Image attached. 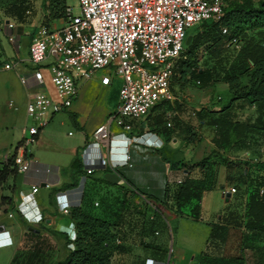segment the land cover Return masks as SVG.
Instances as JSON below:
<instances>
[{"label":"crops","instance_id":"1","mask_svg":"<svg viewBox=\"0 0 264 264\" xmlns=\"http://www.w3.org/2000/svg\"><path fill=\"white\" fill-rule=\"evenodd\" d=\"M11 3L13 0L0 4V11ZM27 12L26 9L22 19H17L9 12L5 15L0 13L3 21L9 20L14 23L12 32L18 34V46L15 47L7 40L5 35L7 29L0 22V133L4 132V138L0 135V163L8 157L11 149L15 148L14 145L20 139L22 122H25V102L36 89L31 73L40 67L32 64L27 57L28 43L33 30L40 24V16L38 13L31 16L26 14ZM61 23L62 18H55L49 22V26H58ZM8 59L13 61L12 67L1 68V63ZM40 68L38 69L43 73L46 81L45 89L51 93L52 88H49L46 69ZM19 74L26 76L24 83L20 82ZM103 74V72L95 71L79 82L76 97L71 104L53 113L50 117L51 122L38 131L35 147L31 150L32 160L29 168L24 172L15 171L13 175H8L0 186V225H2L0 264H53L65 257L67 253L65 237L72 239L75 230L68 214L57 208L55 192L62 190L61 184L70 180L68 165L73 155L77 153L82 159L81 149L89 140L92 129L116 107L117 91L111 95L113 77L107 83H101L100 77ZM174 75L175 73L172 72L169 79L173 98L157 101L144 116L132 122L130 130L124 132L129 142L123 144L113 140L99 148L103 162L108 159L110 163H107V169H103L104 165L103 168H96L88 174V192H94L102 186L95 192L99 193L98 197L101 196L99 200H95L93 194L90 196L92 203L97 202L96 205L93 204L95 208L100 200L102 204L111 201L110 196L104 191L114 187L101 179L131 188L136 191V196L147 201H156L154 197L162 195L165 183L171 187L184 176L185 169L170 167L169 162L163 160L155 148L164 147L174 150L181 140L179 126L188 124L186 120L188 117L191 119L195 114H202L205 117L206 109H218L223 103H215L214 99L208 97L206 88H210L209 85L204 86L206 88L203 87L204 94L200 98H194L189 92L188 82L184 83L183 78L176 79ZM170 81L177 82L176 86L172 87ZM119 84L120 80H118V86ZM204 117L199 121H204ZM68 120L75 130L71 133H69L70 130L62 133L57 128V124L66 127ZM67 134L70 138L65 136ZM114 137L117 139L119 136ZM185 143L189 144L184 141V144L179 147L183 149L181 158L184 161L190 159V154L184 148ZM123 152L128 154L126 161L122 160ZM45 168H48V171ZM31 185L37 186L36 191L32 193L30 199L21 201L20 196L28 193ZM40 187H44V190L41 191ZM220 187L215 191L224 202ZM117 190L113 193L114 197L121 194V191ZM129 194L127 192V195ZM204 194L205 192L202 193L199 201L200 215ZM232 196L233 194H230L228 200ZM168 211L170 215L166 224L169 225V222L174 224L173 230L170 226L167 227L169 239L172 238V234H175L174 230L177 229L178 221L185 219L193 223L191 225L199 231L196 241H192L194 238H189L190 243L185 244L177 240L172 255L169 246L164 257L145 256L144 258L164 260L165 264H195L197 254L205 248L210 219L200 217L193 220L178 216L173 210ZM8 212L11 213L10 216L7 215ZM108 214L109 208L105 207L98 215L107 217ZM38 215L41 218L36 220ZM26 217L31 220L27 221ZM4 227L9 230V233L3 230Z\"/></svg>","mask_w":264,"mask_h":264},{"label":"built area","instance_id":"2","mask_svg":"<svg viewBox=\"0 0 264 264\" xmlns=\"http://www.w3.org/2000/svg\"><path fill=\"white\" fill-rule=\"evenodd\" d=\"M77 3L78 16H72L70 7L65 5L60 25L38 24L31 34L28 60L45 66L52 92L45 89L46 81L40 67L33 70L31 77L36 89L25 102V122L12 153L15 171H26L38 131L53 113L71 104L77 94V82L100 68L108 71L101 75V83H107L114 74L120 76L115 109L92 129L81 149L84 173L76 186L55 192L61 212L79 204L86 174L104 167L99 148L113 140L123 144L129 142L124 132L130 130L131 120L144 116L157 101L173 98L169 79L173 64L184 47L186 30L201 22L216 20L222 13V0H77ZM0 22L7 29V40L17 47L18 34L12 32L14 23L1 18ZM221 30L225 32V28ZM230 44L234 49L239 47L236 38H232ZM200 51L203 52L201 48ZM44 59L47 61L42 64ZM12 62L11 59L2 62L1 68H11ZM26 79L19 74L21 83ZM113 120L122 129L118 133L111 131ZM115 135L119 137L115 139ZM94 148L98 152L90 153ZM127 159L125 152L122 160ZM36 189V185H31L20 200L30 199ZM221 190L222 194L223 190L230 194L235 192L233 186ZM40 218L38 215L36 220ZM3 230L9 233L5 227ZM143 264H165V261L145 258Z\"/></svg>","mask_w":264,"mask_h":264},{"label":"trees","instance_id":"3","mask_svg":"<svg viewBox=\"0 0 264 264\" xmlns=\"http://www.w3.org/2000/svg\"><path fill=\"white\" fill-rule=\"evenodd\" d=\"M65 5V0H49L48 13L40 24L49 26L47 19L64 17ZM27 7L28 0H13V3L4 7L3 10L17 19H22ZM221 9L222 13L216 20L199 24L205 23L201 29L192 34L190 41L182 48L172 67L176 79L180 75L188 74V77L197 79L198 83L204 86L215 79L214 75L217 74L215 68L224 61L221 81L227 84L230 96L218 109H206L205 112L209 118L208 123L213 127L211 140L216 146L243 142L247 133L264 134V0H255V2L233 0L225 8L222 3ZM222 28H225V32H222ZM232 38L239 41L238 49L231 46ZM200 48L213 60V64L202 66L197 64ZM179 60L181 62L178 64ZM248 68L251 70L247 84L240 86L238 77ZM246 105L253 107L254 118L237 117L236 110ZM179 127L183 140L193 141L194 130L191 126L184 123ZM155 149L159 151L163 160L169 162L170 167L185 169V174L171 187L165 183L162 195L154 199L165 206L171 199L172 204H167L170 210L178 216L195 220L200 216L199 201L202 193L216 188V184L221 186L220 189L223 188L224 183L216 177V169L219 166L225 167L239 163L225 156H215L210 159L206 155L189 164L201 171L200 175L192 176L187 166L181 165L184 163L182 158L173 159L167 156L166 153H169V150L164 147ZM240 164H242L243 180L247 185L250 181L251 186L249 188L247 186L248 189L244 190L240 213L228 212L231 223L233 222L241 229L240 249L235 254L225 256L208 254L205 252V247L197 254L195 264H264V158L254 162L243 160ZM68 168L70 180L61 184L63 189L76 186L79 176L84 173L82 161L77 153L71 158ZM14 173L11 154L0 163V186L8 175ZM101 181L121 191L120 196L114 198L115 201L119 200L118 209H109L107 217L86 210L82 202L84 182L79 204L71 205L66 212L73 221L74 237L69 240L64 236L67 253L63 259L53 264H143L144 260L135 262L129 259L123 263L120 259L127 250L125 242L127 238L122 229V210L126 208L127 192L137 194L136 191L110 180L101 179ZM233 187L236 192V184H233ZM235 192L232 193L233 196ZM227 226L228 223L225 221L210 224L206 244L210 240L212 242L216 239L223 240ZM118 237L123 240L121 241ZM70 243H72L71 246ZM138 243L142 244V240ZM150 249L156 253V257L161 256L163 252V249L155 244L151 245ZM244 249L249 250L250 260L246 259Z\"/></svg>","mask_w":264,"mask_h":264},{"label":"rangeland","instance_id":"4","mask_svg":"<svg viewBox=\"0 0 264 264\" xmlns=\"http://www.w3.org/2000/svg\"><path fill=\"white\" fill-rule=\"evenodd\" d=\"M224 8L227 7V4L232 2L233 0H222ZM255 2V0H253ZM7 0H0V4H5ZM66 5H68L71 9L72 16H78L79 15V7L77 0H65ZM48 6H49V0H28V12L26 14L34 15L39 14V20L40 22L44 20L45 15L48 13ZM0 13L2 15H5L6 12L1 9ZM55 19V18H54ZM53 19H47L48 24ZM46 21V20H45ZM43 23V22H42ZM205 24V23H204ZM204 24L197 25V26H191L186 30V34H194L196 31L201 29ZM3 36V35H2ZM186 44H184L185 47ZM198 62L197 64L202 65H211L213 64V60L210 59L208 56H206L202 51H198ZM47 61V59H44L41 61L42 64H44ZM181 62L179 60L178 64ZM224 62V61H223ZM223 62H221L220 65H217L215 68V71H217V74L214 75L215 79L210 82L209 87L206 88L204 86H201L200 83H194L195 78H190L185 74L184 76L177 77L178 79L183 78L182 82H188L187 86L189 87V92L194 98H200L204 93L202 91L203 87L206 88V92L208 94V97L211 99H214V102L217 103H224L228 97L230 96V91L228 90L227 84L223 81H221V74H222V65ZM175 63V62H174ZM177 64V65H178ZM226 64V63H225ZM225 66V65H224ZM45 67V66H44ZM251 68L246 69L243 73H241L238 77L239 85L242 86L243 84H247V80L250 74ZM95 71H98V73L108 72L105 68H100ZM94 71V72H95ZM111 77H113V81L111 83V95L112 93H115L117 91L118 86V80H120V76L114 74ZM79 80L77 82V89ZM172 87H175L177 82L170 81ZM49 88H52V86L49 85ZM113 111V110H112ZM110 111L109 113H111ZM201 113V111H199ZM236 115L239 118H243L245 116H249L250 119L254 118L255 111L251 105H246L245 107L236 110ZM107 113L106 115H108ZM66 116V115H65ZM202 114H195V116L192 115L191 119L188 117L186 120L189 122V126L194 130V136L193 141L188 142L189 144L185 143L184 148H186V151L190 154V159L184 161L183 166H187L189 169V174L198 176L200 175V170L196 167L190 166L189 164L195 162L196 160L200 159L203 156L208 155L210 159L214 158L215 156H225L226 158L233 160L235 162L239 161L238 164H231L226 165L225 167L219 166L215 173L216 177H219L223 184V188H226L228 186H233V184H236V192L233 196V199L229 201H222L220 197L216 194V189L218 188V184H216V188H212L210 190L205 191V194L203 196V202L201 207L202 212L199 218L202 219H210V223L214 222H227V230L226 234L223 240H213V242L210 240L206 244L205 252L211 255H230L235 254L239 251L241 246V229L234 225L233 222L228 219V214L230 212L239 214L241 209V203L243 200V193L244 190L251 186V182L247 183L243 180V174H242V164H240L243 160H248L249 162L257 161V159L264 158V134L263 133H247L246 139L243 140V142L234 143L233 145L227 144L226 146H216L213 141L211 140L212 136V130L213 127L208 123V117L205 116L204 121H199L201 118H203ZM105 118V117H104ZM53 120V119H52ZM103 121V120H102ZM137 118H134L131 120L132 122H136ZM29 120H27L26 123H28ZM51 120L49 119L46 123L49 124ZM24 122H22V125ZM21 125V126H22ZM57 128L62 131V133L66 132L67 130H70L69 133L74 132L75 128L70 123V121H67V126L63 127L57 124ZM111 131L112 133L121 131V127L117 124H115V121L113 120L111 123ZM4 132L0 133L1 137L4 138ZM128 136L130 134H127ZM68 138H70V135H65ZM64 137V138H67ZM180 144L174 149L169 150V153H166L167 156L172 157L173 159H180L181 158V152L183 149H180L184 144V140L182 137H180ZM36 142H34L31 146V150L34 149ZM15 146V145H14ZM239 147V148H238ZM14 148V147H13ZM9 153V155L12 154V150ZM105 167H108L107 163H110V160L106 159L104 160ZM117 166V165H114ZM112 167V165H110ZM254 169V168H253ZM118 170V169H117ZM87 176V175H86ZM111 177H114V175H110ZM88 177V176H87ZM87 177L85 179L84 184V192H83V204L84 208L88 210L89 212L93 214H100V210L108 207L110 210L118 209L119 205L115 201L113 194L114 192L118 191L114 187H110L104 193L110 196L109 199H111L110 202H103L100 200L98 202L97 208L92 203L91 200V194H93L95 200H99L97 195L99 194V189L102 188L100 186L99 188L95 189L94 192H88L87 186ZM91 177V176H90ZM219 180V179H218ZM90 187V186H89ZM41 191H43L44 187H40ZM247 188V189H248ZM214 190V191H212ZM98 197V198H97ZM118 197V196H117ZM90 198V199H89ZM97 198V199H96ZM1 199V198H0ZM127 204L125 205V209L122 210V220H123V232L126 236V246L127 250L124 252L120 259L123 263H126L129 259H132V261L140 262L144 260L145 256H155V252L150 249L151 245H158L163 249V252H161V256L164 257L168 247H171V255L173 254L175 243L177 240L179 242H184L185 244L190 243L188 240L189 238H194L192 241H196V237L199 234V231L194 228L189 223L190 221H186L185 219H182L178 221L177 223V229L174 230L175 234H172V238L169 239L168 235V229L167 227H171V230L174 229V224H171L169 222V225L166 224V220L169 219V211L170 207H168L167 204H172L171 199H169V202H167L166 206L163 205L160 201H150L145 200L141 198L140 196H136V194H129L128 197H126ZM149 202V203H148ZM229 212V213H228ZM198 218V219H199ZM195 220V219H193ZM197 220V219H196ZM237 221V220H236ZM173 226V227H172ZM144 228V230H143ZM156 231V232H155ZM120 240L122 238L118 237ZM139 240H142V244H139ZM122 241V240H121ZM246 254V259L250 260L249 250L244 249L243 250ZM197 257V256H196ZM114 260V259H113ZM196 262V261H195Z\"/></svg>","mask_w":264,"mask_h":264},{"label":"water","instance_id":"5","mask_svg":"<svg viewBox=\"0 0 264 264\" xmlns=\"http://www.w3.org/2000/svg\"><path fill=\"white\" fill-rule=\"evenodd\" d=\"M190 39H191V34H187L186 37H185V40H184V44H187L190 41ZM223 196H224L223 200L227 201L229 196H230L229 191L228 190H223ZM0 229H2V225H0Z\"/></svg>","mask_w":264,"mask_h":264},{"label":"bare ground","instance_id":"6","mask_svg":"<svg viewBox=\"0 0 264 264\" xmlns=\"http://www.w3.org/2000/svg\"><path fill=\"white\" fill-rule=\"evenodd\" d=\"M93 150L98 151L97 149L94 148V149H91V150H90V153H91V151H93Z\"/></svg>","mask_w":264,"mask_h":264}]
</instances>
